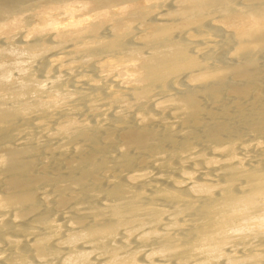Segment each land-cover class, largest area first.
<instances>
[{
    "label": "bare ground",
    "instance_id": "1",
    "mask_svg": "<svg viewBox=\"0 0 264 264\" xmlns=\"http://www.w3.org/2000/svg\"><path fill=\"white\" fill-rule=\"evenodd\" d=\"M0 264H264V0H0Z\"/></svg>",
    "mask_w": 264,
    "mask_h": 264
}]
</instances>
